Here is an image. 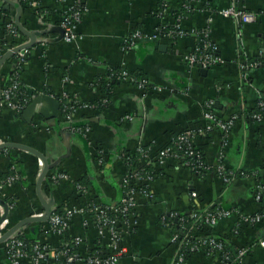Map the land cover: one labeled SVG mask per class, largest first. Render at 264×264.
<instances>
[{"label":"crops","instance_id":"1","mask_svg":"<svg viewBox=\"0 0 264 264\" xmlns=\"http://www.w3.org/2000/svg\"><path fill=\"white\" fill-rule=\"evenodd\" d=\"M14 1L21 5L23 26L38 36L36 45L28 49L20 66V80L29 102L17 110L1 101L0 143L31 146L54 165L42 184V193L54 202V210L78 209L89 200L104 205L118 203L127 172L122 155L144 147L150 157H155L175 135L205 122L203 111L210 101L220 117L237 111L240 118L227 137L216 129L199 138L198 146L212 167L223 153L227 169L245 170L249 175L226 184L214 171L201 177L176 161L155 162L150 167L159 174L148 183L150 197L137 195L135 222L132 228L123 230L125 251L119 264H174L177 249L171 242L172 229L160 223L165 212L176 210L188 214L216 206L235 208L246 214L264 211V200L255 197L259 176L264 180V116L249 121V112L256 110L264 93V0H237L246 11L256 14L253 22L242 23L232 16L213 14L210 38L224 63L206 72L191 67L183 57L196 44L195 34H187L175 42L145 37L131 48L124 45L134 29L150 34L159 24H174L182 0H165L168 7L162 14L159 10L163 0H90L77 28L80 36L74 42H66L59 31L65 3ZM230 3L231 0H195L194 10L184 17L182 25L185 29L204 28L210 15L205 6L219 10ZM2 8L11 11L8 21L18 14L17 7L4 0H0ZM20 33L22 41H29L21 30ZM0 40L5 45V54L11 50L7 47L13 38L3 30ZM14 57L1 67V88L14 71ZM258 58L263 62L243 73L240 62ZM113 68L145 76L151 87L144 90L129 80H112L110 96L104 102L101 82L109 81ZM46 96L60 102L56 118L51 115L53 106ZM74 98L90 107L79 108L68 119L66 107ZM128 115L132 118H126ZM41 162L37 155L21 148L0 150V179L10 164L22 176L16 183L0 189V198L10 207L8 229L17 221L43 211L37 190L43 169ZM145 165L143 161L141 166ZM58 173H65L68 178L53 181L52 175ZM79 179L87 181L86 197L77 192L75 183ZM192 192L197 195L193 196ZM3 212L0 206V217ZM236 222L234 216L221 219L207 234L222 238L232 250L252 245L246 261L264 264V247L258 244L264 234V218L255 225L241 226L239 232H234ZM23 228L30 237L34 229L35 240L55 247L62 243L63 237L49 230L48 221L33 222ZM76 235L82 237L79 246L82 255L97 248L99 238L93 215L74 214L69 238ZM26 262L32 264L30 260ZM0 264H11L6 242L0 243ZM50 264L64 263L51 261ZM187 264H220V261L217 256L197 252L188 257Z\"/></svg>","mask_w":264,"mask_h":264},{"label":"built area","instance_id":"2","mask_svg":"<svg viewBox=\"0 0 264 264\" xmlns=\"http://www.w3.org/2000/svg\"><path fill=\"white\" fill-rule=\"evenodd\" d=\"M59 1L66 5L61 22V27L64 30L63 39L66 42H74L80 36L77 28L87 11V5L90 0H73L71 3L68 0ZM194 1H181L176 21L168 29H166L167 24L157 25L150 34L140 28L134 29L125 38V47L131 48L137 41L145 37L160 38L162 33L164 38L173 39L174 41L187 34H195L197 35V42L190 51L184 54V60L191 67L201 69H209L215 65L224 63L223 58L218 53L217 45L210 38L209 24L213 21V14L218 13L224 16H232L242 23L255 21L257 18L256 14L246 11L244 7L239 5L237 0H231L229 6L219 10L213 9L211 5L205 6V10H210L206 27L185 29L182 25V20L186 16L184 12L191 13L194 10ZM167 7L168 4L164 0L160 5L159 12L161 14L165 13ZM5 30L11 34L13 40L16 42L14 45L9 44L7 48L12 50L27 42L22 41L21 33L14 17L6 22ZM4 48L5 45L0 40V58L2 57ZM27 52L28 49L24 48L15 54L14 71L1 88L2 102L10 108L17 110L25 108L29 102L28 93L25 88H22L24 86L20 80V66L24 64ZM259 64L260 62L256 60L241 61L240 67L243 73H245L250 67H255ZM118 77L122 80H129L144 90L151 87L150 81L145 76L136 77L128 71H123ZM64 97H68V94H65ZM103 101L106 102L107 100L104 99ZM212 105L213 103L210 101L206 103L203 111L205 122L201 126L182 131L175 135L169 144L158 150L155 157H150L149 150L144 147H139L136 150L139 153L138 161H134L132 153H124L122 155L127 162V172L122 180L123 192L118 203L104 205L89 200L78 209L68 208L62 212L53 211L48 220L49 230L61 236L67 231L69 232L75 213H90L93 215V222L99 238L98 246L94 251L86 253L85 255L79 252V246L82 243V237L80 235H76L59 248L60 245L55 247L48 242L46 243L40 240L28 241L25 237L26 233L24 228H21L6 241V250L11 264H27L26 261L28 260L32 264H50L51 261L62 262L64 264H70L76 261H81L83 264H119L121 256L125 251L123 247V230L132 228L135 222V212L138 204L137 195L141 193L147 197L151 196L148 183L156 175L154 176L153 174L154 169H148L147 167L153 166L155 162L165 163L169 160L181 161L179 165L188 168L195 174L197 172L209 173L210 171H214L226 184L232 183L239 176L249 175L245 170L233 171L227 169L223 160V153L219 155L218 162L214 167L205 161L204 153L197 144L198 139L216 129H220L223 135L226 136L240 118V113L237 111L230 113L227 117H220L213 110ZM87 107H90L88 103L81 102L76 98L70 99L66 107L65 115L68 119H71L79 108ZM263 116L264 93L258 100L257 110L252 113V117L256 120H261ZM126 118L131 119L132 117L128 115ZM223 138L225 141V137ZM143 161H145V166H141ZM67 178L68 176L65 173L52 175L53 181ZM21 179V174L14 169L13 173L0 179V189L4 185L16 183ZM75 186L80 195L87 196L88 190L85 185L76 182ZM192 195L196 196L197 193L192 192ZM255 197L257 200L263 199L264 180L257 182ZM42 212L35 214L42 215ZM232 216L236 217L237 221L234 232H239V229L243 225H255L262 221L264 212L246 214L235 208L216 206L203 211L194 210L188 214L176 210L163 213L161 220L164 226L173 229L171 242L177 249L174 264H187L189 255L197 252H202L211 257L217 256L220 264H249L246 261V256L252 249V245L241 246L232 250L227 248L222 238L200 232L201 229L205 227L211 228L219 220ZM8 224L9 219H6L0 224V237L8 229ZM258 244L264 247V234L258 240Z\"/></svg>","mask_w":264,"mask_h":264},{"label":"water","instance_id":"3","mask_svg":"<svg viewBox=\"0 0 264 264\" xmlns=\"http://www.w3.org/2000/svg\"><path fill=\"white\" fill-rule=\"evenodd\" d=\"M4 1L8 5H12V6L17 7L18 14L15 17L16 24L20 28L21 32L24 35L29 37V41H27L26 43H24L20 46L13 48L12 50L8 51L7 53L3 54L2 57L0 58V70H1L2 65L5 63V61L8 58L15 56V54L17 52H19L20 50H22L24 48L29 49V48L34 47L37 43V36H38V33L29 31L21 23L20 14H19L20 10H21V5L14 0H4ZM59 28H60L59 31L61 33V37L63 38L64 37V30L61 26ZM202 71L206 72L207 69H202ZM44 98L49 100L50 103L52 104L53 110H52L51 115H52V117L56 118L59 115L60 102L55 97L46 96ZM1 101H2V97H1V84H0V117H1V109H2ZM9 147H16V148H21V149H24L26 151H29V152L37 155L41 159V161L43 162V169H42V172H41L40 176L38 177V181H37L38 198L40 199V201L42 202V205H43V212H42L43 214L42 215L32 214L28 217H25V218L17 221L13 226H11L9 229H7L3 233V235L0 237V243L6 242L17 231H19L21 228H23L27 224H30L33 222H46V221H48L50 219V216L52 215V213L54 211V208H53L54 202L47 200L46 197L42 193L43 180L46 177L48 171L51 168H53L54 165L49 164L47 157L43 153H41L37 149H34L31 146L22 145V144H15L12 142L0 143V150H4V149L9 148ZM68 155H69V153H68ZM68 155H66V156H68ZM0 205L4 208V212L0 217V224H2L6 219H9L10 207H9L8 202L2 198H0ZM35 235H36V231L34 229H32L31 237L35 238Z\"/></svg>","mask_w":264,"mask_h":264},{"label":"trees","instance_id":"4","mask_svg":"<svg viewBox=\"0 0 264 264\" xmlns=\"http://www.w3.org/2000/svg\"><path fill=\"white\" fill-rule=\"evenodd\" d=\"M164 1V0H163ZM163 1L161 2V4L163 3ZM177 14L179 13V10L176 12ZM188 13L187 12H184V15H187ZM11 17V11H9V10H7V9H5V8H2V9H0V36H1V34H2V31L3 30H5V26H6V22L8 21V19ZM173 25L172 24H167V27H166V29H168V28H170V27H172ZM165 29V30H166ZM160 38H164V35H163V33L161 34V36H160ZM169 40H171L172 42L174 41L173 39H169ZM175 42V41H174ZM10 44H12V45H14V44H16V42L13 40V41H11V43ZM256 61H259L260 63L261 62H263V60L261 59V58H258V59H256ZM123 71H126L125 69H122V68H113V69H111L110 70V75H109V77H110V79H109V81H102L101 82V87H102V90H103V92L105 93V96L103 97L104 99H106L107 101H108V99L107 98H109V96H110V89H111V85L113 84V81L112 80H115V81H118V80H122V79H119V77H118V75L120 74V73H122ZM130 74H132V75H134V76H136V77H141L142 75H139V74H137V73H131L130 72ZM22 84V83H21ZM22 88H24V87H22ZM103 99V100H104ZM256 110H257V107H256ZM249 121L250 122H255V120H254V118L252 117V113L251 112H249ZM210 136H207V138H209ZM200 148V147H199ZM200 150H202L201 148H200ZM203 151V150H202ZM125 153H129V154H131L132 152H125ZM204 153V152H203ZM132 155H133V157H134V161H138V158H139V153L137 152V151H135V152H133L132 153ZM204 159H205V161H206V157H205V155H204ZM124 160H125V163H126V165H127V162H126V159L124 158ZM180 162L181 161H177V163L178 164H180ZM12 165L13 164H10V166H9V170L5 173V174H3L2 175V179L3 178H5V177H7L9 174H11V173H13V169H12ZM148 169H152V167H147ZM188 169V168H187ZM193 174H195L193 171H191ZM247 173H250V172H247ZM153 174H154V176L155 177H157V175L159 174V173H157L155 170H153ZM207 173L206 172H197L195 175L196 176H201V177H204L205 175H206ZM261 180H263L260 176H259V178H258V182L259 181H261ZM76 182H79V183H81V184H83V185H85L86 184V180L85 179H79L78 181H76ZM86 186V185H85ZM262 200H264V197H263V199ZM54 211H63V210H54ZM264 211H262V213H263ZM160 223L162 224V225H164V223L162 222V220H161V217H160ZM209 229L210 228H203V229H201L200 230V232H202V233H205V234H207V232H209ZM173 230V229H172ZM25 237H26V239L28 240V241H34L35 240V238H32V237H30V236H27V235H25ZM63 240H62V243L60 244V246H59V248H61L62 247V245L64 244V243H66V242H68V241H70V238H69V232L67 231L63 236ZM226 246H227V248H230L227 244H226ZM75 250H77V249H75ZM95 250V249H94ZM94 250H92V251H94ZM91 251V252H92ZM192 255V254H191ZM190 256V255H189Z\"/></svg>","mask_w":264,"mask_h":264}]
</instances>
